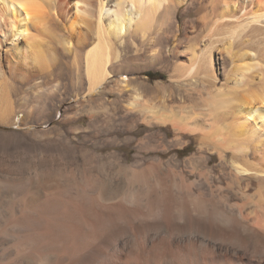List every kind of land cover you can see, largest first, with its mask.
Wrapping results in <instances>:
<instances>
[{"label":"bare ground","instance_id":"1","mask_svg":"<svg viewBox=\"0 0 264 264\" xmlns=\"http://www.w3.org/2000/svg\"><path fill=\"white\" fill-rule=\"evenodd\" d=\"M113 36L134 51L152 52L155 59L174 56L170 79L191 78L198 93L192 105L174 110L147 103L132 88L127 111L136 112L145 125H167L177 139L186 131L196 146L194 158L186 159L189 168L160 156L143 168L132 164L136 186L131 189L138 200L128 203L145 200L162 213L156 223L134 225L136 232L147 228L152 239L157 237L148 248V264L158 259L162 264H254L214 256L218 244L234 254L244 249L247 237L259 256L255 264H264V0H0V88L7 100L0 101V121L34 125L29 112L20 113L19 102L15 108L11 91L38 82L48 85L64 53L81 72L88 94L112 73L120 74ZM213 156L217 162L210 164ZM49 172L44 174L55 182L52 196L37 207L42 213H24L20 220L36 224L32 242L67 244L29 251L18 247L14 254L1 253L0 264H11V256L18 259L15 264H57L70 255L93 254L98 248L83 244L109 234L124 211L136 212L133 205L110 204L107 209L115 215L104 217L78 190L76 196L63 195V174ZM31 186L24 194L33 197L37 192ZM118 195L105 185L96 191L97 199L110 203ZM208 204L215 218L205 211Z\"/></svg>","mask_w":264,"mask_h":264},{"label":"rangeland","instance_id":"2","mask_svg":"<svg viewBox=\"0 0 264 264\" xmlns=\"http://www.w3.org/2000/svg\"><path fill=\"white\" fill-rule=\"evenodd\" d=\"M182 8L180 6L179 11ZM181 33L179 38H183ZM57 37L54 38L55 48L60 46ZM112 42L119 53L117 63H120L121 73H112L108 83L102 84L95 92L88 94L81 72L67 53H62V63L53 68L48 85L38 82L32 87H20L11 91L10 100L12 99L15 108L19 102L22 106L20 113L29 112L35 121L32 127L4 125L0 121V254H14V249L18 247L29 251L39 245L57 247L67 244L65 241L59 244L32 242V232L36 230V224H33L35 227H30L23 225L20 220L24 213L37 217L40 211L37 207L42 206L52 196L55 181L44 174L45 171L48 173L52 170L50 172L63 174L60 178L63 195L76 196L78 190L85 201L95 202V212L104 217L115 215L107 209L110 204H128L127 206L133 205L136 208L134 213L124 211L122 221L118 220L109 234L83 244L89 248H98L99 251L63 257L57 264L149 263L146 258L148 248L151 242L157 241V237L152 239L147 228L136 232L134 225L141 222L156 223L162 213L153 210L145 200L132 205L128 203L130 200H138V196L131 189L136 186L131 181L134 169L132 164L136 162L139 168H143L153 157L160 156L164 162L177 159L178 167L189 168L196 146L186 131L182 133L183 142L177 139L178 134L167 125H145L138 120L139 115L136 112L127 111L130 108L129 103L132 102V88L141 92L149 101L147 103L157 107L165 105L174 110L192 105L198 93L191 84V78L170 79L174 56L162 54L155 59L150 51H134L127 41H120L113 36ZM123 78L126 82L121 81ZM2 88L0 101L6 103V90ZM163 134L165 138L162 137ZM163 144L165 148L162 147ZM189 157L190 161H187ZM216 162L217 158L213 156L210 164ZM73 169L74 174L70 172ZM31 184L39 187L35 186L38 195L33 197L24 194ZM102 185L108 191L120 194L114 197V203L96 198V191ZM79 187L82 189L79 190ZM140 188L144 190L145 187L140 185ZM24 207L29 210L24 211ZM205 211L210 218L211 215L215 218L216 213H212L210 204L205 207ZM177 244L175 240L171 247L176 249ZM252 244H255L254 240L247 237L245 248L236 249L235 254L224 244H218L214 248V256L217 259L236 258L245 263H259V256L252 253ZM156 252L160 253V249ZM11 257L10 263L15 264L18 259ZM175 260L179 263L177 258ZM156 263L162 264V261L158 259Z\"/></svg>","mask_w":264,"mask_h":264},{"label":"trees","instance_id":"3","mask_svg":"<svg viewBox=\"0 0 264 264\" xmlns=\"http://www.w3.org/2000/svg\"><path fill=\"white\" fill-rule=\"evenodd\" d=\"M148 75H152V73L150 74V73H148Z\"/></svg>","mask_w":264,"mask_h":264}]
</instances>
